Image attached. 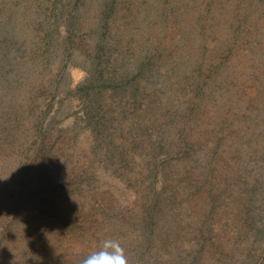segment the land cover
<instances>
[{
    "label": "rangeland",
    "instance_id": "1",
    "mask_svg": "<svg viewBox=\"0 0 264 264\" xmlns=\"http://www.w3.org/2000/svg\"><path fill=\"white\" fill-rule=\"evenodd\" d=\"M106 240L264 264V0H0V264Z\"/></svg>",
    "mask_w": 264,
    "mask_h": 264
},
{
    "label": "clouds",
    "instance_id": "2",
    "mask_svg": "<svg viewBox=\"0 0 264 264\" xmlns=\"http://www.w3.org/2000/svg\"><path fill=\"white\" fill-rule=\"evenodd\" d=\"M81 264H128V260L119 241L106 240L98 251L86 256Z\"/></svg>",
    "mask_w": 264,
    "mask_h": 264
},
{
    "label": "bare ground",
    "instance_id": "3",
    "mask_svg": "<svg viewBox=\"0 0 264 264\" xmlns=\"http://www.w3.org/2000/svg\"><path fill=\"white\" fill-rule=\"evenodd\" d=\"M148 1V0H147ZM164 14V13H163ZM168 16V15H167ZM119 21V20H118ZM90 44V43H89ZM156 54V53H155ZM149 62V61H148ZM76 75V74H75ZM250 81V80H249ZM153 111V110H152ZM62 232V231H61Z\"/></svg>",
    "mask_w": 264,
    "mask_h": 264
}]
</instances>
